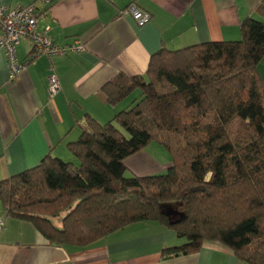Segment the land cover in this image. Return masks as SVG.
I'll return each instance as SVG.
<instances>
[{"label": "trees", "instance_id": "1", "mask_svg": "<svg viewBox=\"0 0 264 264\" xmlns=\"http://www.w3.org/2000/svg\"><path fill=\"white\" fill-rule=\"evenodd\" d=\"M239 30L238 40L162 48L144 75L105 85L110 104L139 96L107 123L87 119L68 144L76 162L47 155L0 181L6 213L57 246L156 221L183 240L168 256L217 242L244 264H264V24L247 18ZM151 142L169 152L166 171L126 175L125 159Z\"/></svg>", "mask_w": 264, "mask_h": 264}, {"label": "crops", "instance_id": "2", "mask_svg": "<svg viewBox=\"0 0 264 264\" xmlns=\"http://www.w3.org/2000/svg\"><path fill=\"white\" fill-rule=\"evenodd\" d=\"M34 2L0 0V5L12 9ZM131 5L148 13L149 21L137 25L125 13ZM36 8L38 30H47L57 44L81 39L85 48L36 56L13 81L0 49V181L47 155L76 162L68 144L79 138L87 119L107 123L139 96L136 89L110 104L102 93L105 85L121 76L144 75L151 55L160 49L238 40L247 18L264 24V0H54ZM29 54L30 41L20 39L17 60ZM258 72L264 80V59ZM52 74L59 89L50 97ZM164 161L160 167L141 150L124 164L126 173L143 176L166 170L169 157ZM0 220V264H244L217 242H206L193 254L168 256L163 250L183 240L156 221L130 223L76 247L50 244L30 222L9 216L1 202Z\"/></svg>", "mask_w": 264, "mask_h": 264}, {"label": "built area", "instance_id": "3", "mask_svg": "<svg viewBox=\"0 0 264 264\" xmlns=\"http://www.w3.org/2000/svg\"><path fill=\"white\" fill-rule=\"evenodd\" d=\"M54 0H35L27 6L9 8L0 5V49L4 51L8 70L9 81H13L17 75L25 70L26 65L39 55H67L78 53L85 48L81 39H74L68 43L57 44L52 41L47 30L37 28V8L36 4L48 6ZM129 13L137 25L147 23L150 15L141 11L134 5L129 6L125 13ZM27 38L30 41V54L25 61H18L16 57V47L20 39ZM59 89V84L54 74L48 78V95L50 97ZM3 221L0 220V227Z\"/></svg>", "mask_w": 264, "mask_h": 264}, {"label": "rangeland", "instance_id": "4", "mask_svg": "<svg viewBox=\"0 0 264 264\" xmlns=\"http://www.w3.org/2000/svg\"><path fill=\"white\" fill-rule=\"evenodd\" d=\"M124 134L127 136V133L124 132ZM143 151L146 153V155H148L153 161L156 162V164L160 167L161 165L165 164V159L170 157L169 152L160 144H157L156 142H151L149 143L144 149ZM168 156V157H167ZM159 167V168H160ZM166 170H157V173H163ZM126 175H129L128 173H126Z\"/></svg>", "mask_w": 264, "mask_h": 264}, {"label": "water", "instance_id": "5", "mask_svg": "<svg viewBox=\"0 0 264 264\" xmlns=\"http://www.w3.org/2000/svg\"><path fill=\"white\" fill-rule=\"evenodd\" d=\"M162 213H164L165 215H167L169 218H171L172 216H176L177 212L176 211H172L169 208L165 207L164 209L162 208Z\"/></svg>", "mask_w": 264, "mask_h": 264}, {"label": "flooded vegetation", "instance_id": "6", "mask_svg": "<svg viewBox=\"0 0 264 264\" xmlns=\"http://www.w3.org/2000/svg\"><path fill=\"white\" fill-rule=\"evenodd\" d=\"M172 217H174V218H175V217H177V215H176V216H172Z\"/></svg>", "mask_w": 264, "mask_h": 264}]
</instances>
